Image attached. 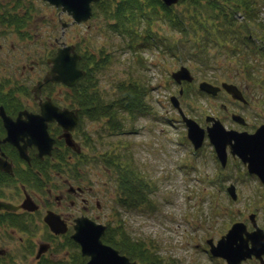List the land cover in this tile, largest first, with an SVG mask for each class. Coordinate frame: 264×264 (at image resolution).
<instances>
[{
  "label": "rangeland",
  "instance_id": "rangeland-1",
  "mask_svg": "<svg viewBox=\"0 0 264 264\" xmlns=\"http://www.w3.org/2000/svg\"><path fill=\"white\" fill-rule=\"evenodd\" d=\"M251 1L254 16L242 25L256 28L252 36L259 42L254 36L264 33V0ZM100 2L114 7L118 0ZM185 6L179 0L171 9L181 15ZM103 11L101 6L93 5V15L87 22L72 24L71 16L46 1L0 0V85L4 93L14 94L13 102L37 109L31 90L49 70L47 58L53 57L62 44L75 47L80 57L94 58L98 68L94 69L88 92H96L102 102L109 104L117 97V85L137 83L144 90V114L132 118L114 103L109 104L117 111L115 117L122 133L111 130L105 117L92 121L83 116L81 130L74 135L83 155L63 161L58 176L60 180L69 178V168L72 174L77 173L81 179L73 181L90 189L81 197L91 203L86 211L82 201H77L73 209L66 204L63 212L87 215L95 223L116 229L118 240L125 236L130 243L142 244L147 254L161 264H226L210 255L206 241L211 239L215 244L237 222H243L251 231V214L264 231V189L239 158L231 157L228 148L223 168L208 137L195 151L170 98L176 97L185 117L203 129L210 125L205 117L214 116L227 130L253 133L264 122V59L247 57L254 65L250 76L244 71L243 61L222 46L232 42L230 38L218 45L211 40L196 41L197 36L190 32L173 29L159 9H146L147 15L142 18L136 15L131 27L126 24L131 30L128 34L113 28L114 21ZM13 14L22 17V29L5 22ZM181 66L189 70L191 82L176 84L173 80L172 73ZM202 81L215 86L222 82L235 84L247 104L233 100L223 90L217 96L198 91ZM181 87L183 93L179 96ZM68 90L61 83L41 89L43 96H51L59 105L70 103ZM232 113L244 118L245 125L232 120ZM108 158L109 166L105 162ZM114 164L132 177L130 187L125 186L128 194L119 185ZM139 183L143 184L140 189L144 201L133 204L129 192ZM229 185L236 190V200L226 190ZM47 196L43 192L41 198ZM18 240L16 236L9 245L12 251L23 250L25 242ZM240 264L259 262L252 257Z\"/></svg>",
  "mask_w": 264,
  "mask_h": 264
},
{
  "label": "water",
  "instance_id": "water-1",
  "mask_svg": "<svg viewBox=\"0 0 264 264\" xmlns=\"http://www.w3.org/2000/svg\"><path fill=\"white\" fill-rule=\"evenodd\" d=\"M42 1L60 8L62 13L71 16L72 24H78L87 22L92 17V5L98 3L99 0ZM161 2L167 7H172L179 0H161ZM62 26L63 28L66 27L64 24ZM80 59L81 57L76 53L75 47L72 45L65 46L64 44L57 49L53 57L47 58V63L50 65L49 70L31 90L34 93V99L40 102L39 114L22 111L18 113L16 120H12L10 116L5 114L4 108L0 106V117L7 136L3 142H9L15 146L21 157L28 159L25 155L26 148L32 145L37 148V156L40 158L43 155L51 154L54 139L50 138L47 132L50 122H55L62 128L65 144L69 147H75L76 143L71 139L70 132L78 125L77 115L66 109L59 110L50 100L41 102L40 95L42 87L48 83H62L69 88L76 85L85 75L84 70L78 67ZM172 78L176 84L188 83L193 80L189 70L184 66L173 72ZM198 90L212 96H217L221 90H224L233 100L246 104L243 93L233 83L222 82L220 86H215L212 83L202 81L199 83ZM182 91L181 88L179 95L182 94ZM170 101L182 118V122L187 129L186 137L192 144L193 149H199L205 136L208 137L215 150L216 158H218L223 168L227 162L228 148L231 157H238L247 168L248 174L259 178L262 189H264V122L253 133H247L246 131L227 130L219 119L214 116H207L205 121L210 126L203 129L192 118L185 117L176 97L172 96ZM23 115L25 119H22ZM231 119L242 126L245 125L244 118L238 114L232 113ZM24 137L26 142L20 146L19 140ZM226 190L231 199L236 200L237 194L234 186L229 185ZM22 207L29 211L36 209L33 201L29 200L24 201L21 207L0 202V208L10 211ZM44 220L54 232L66 231L63 222L55 213L48 212ZM249 221L252 226L251 231H247V226L243 222H237L232 224L226 234L218 239L215 244L211 239H208L206 243L210 246V255L225 260L226 264H240L241 261L252 257L263 264L264 231L258 227L254 214L249 216ZM73 229L74 233L71 235V239L79 245L82 256L88 258L86 264H138L135 260L121 254L117 249L103 243L101 237L106 230L104 225L96 224L88 218H77Z\"/></svg>",
  "mask_w": 264,
  "mask_h": 264
},
{
  "label": "flooded vegetation",
  "instance_id": "flooded-vegetation-1",
  "mask_svg": "<svg viewBox=\"0 0 264 264\" xmlns=\"http://www.w3.org/2000/svg\"><path fill=\"white\" fill-rule=\"evenodd\" d=\"M49 84L54 83H48L44 87ZM67 92L71 99L68 105H59L58 100L46 94L43 96L42 92L40 100L41 102L50 100L59 110L66 109L77 115L78 125L70 132L71 139L76 143L75 147H69L65 144L62 128L57 123L50 122L47 132L50 138L54 139L51 154L43 155L40 158L37 156V148L32 145L26 148L25 155L28 159H25L19 155L15 146L9 142H3L7 136L0 117V202L21 207L24 201L29 200L33 201L36 206V209L32 211L23 207L11 211L0 208V264H86L88 262V258L82 256L79 245L71 239V235L74 233L73 227L77 218H88L93 222L94 220L83 214L71 216L67 212L64 213L63 209L66 204L73 209L77 201H82L84 211H86L91 202L81 196L90 189L86 190V187L78 185L76 181H80L81 178L75 172L72 174L70 168L66 170V176L69 178L60 180L58 176L63 171V164L72 159L73 155L78 158L83 155L81 154L80 145L74 140V135L75 131L81 130L84 115H81L82 111L77 106V102L73 100L75 97L72 95V90L70 89ZM35 101L37 102V109L22 106L8 110L2 105L0 106L4 108L5 114L10 116L12 120H16L18 113L22 111L39 114L40 102ZM22 119H25L24 115ZM25 142L26 138L24 137L19 140V145L22 146ZM59 145L61 146V153L54 154V149H59ZM58 155L59 158L64 157L65 162H61ZM76 178L77 180L73 181ZM74 182L76 184L73 185ZM139 189L140 186L136 185L138 192ZM43 192L47 193L46 198H41ZM129 201L136 202L137 200L131 199ZM95 207L100 208L97 201ZM48 212L58 215L66 228L65 232L57 233L51 230L44 220ZM96 224L100 223L97 222ZM105 228L106 233L110 227L105 226ZM110 229L114 230L113 228ZM16 236H18V241L21 244L25 242L22 251L20 249L12 251L9 248ZM71 248L78 250L80 253L76 254ZM24 260H26V263H24Z\"/></svg>",
  "mask_w": 264,
  "mask_h": 264
},
{
  "label": "trees",
  "instance_id": "trees-1",
  "mask_svg": "<svg viewBox=\"0 0 264 264\" xmlns=\"http://www.w3.org/2000/svg\"><path fill=\"white\" fill-rule=\"evenodd\" d=\"M102 1V0H101ZM181 3H185V11L179 15L171 9V7H166L162 4L161 0H118V3L114 7H107L104 2L94 4L96 7L101 6L104 9L103 13L111 18L114 24H111L113 28L122 29L126 33L130 34V28H126V24H132L136 15L141 18L146 16V9L151 10H161L165 21L174 29L182 31L184 34L190 32L189 34L197 36L196 41H212L217 45L223 40L225 43L227 39H232L229 44H222L224 48L230 49L232 54L236 55L239 60L243 61L244 71L246 73H253L254 65L247 57H258L264 59V33L254 36L259 39V42L255 41L252 34L256 28L253 30L249 28L250 26H243V23H249L252 21L254 16L253 6L251 0H180ZM157 13V12H156ZM238 16H242V20H239ZM22 17L18 15H8L5 22L9 25H15L17 30L22 29ZM240 24V26H237ZM110 25V26H111ZM132 25H130L131 27ZM241 32L239 33V31ZM246 31V32H243ZM146 33L150 34L147 30ZM239 33V34H238ZM147 38H145L146 40ZM205 47V46H202ZM246 61H244V60ZM79 68L85 71V76L80 82L75 86L69 88L72 90V95L74 102H77V106L82 111L83 114L89 120H97L105 117L108 121L110 129L115 131H120L122 127L119 125V121L116 120V113L112 106L113 104L120 108L122 111H127L133 118L136 115H142L146 112L147 108L144 104V90L137 85V83L131 84H119L117 97L109 104L102 102L99 95L96 92L89 93V85L91 79H93L94 69L96 70L97 63L94 58L87 57L86 55L81 56L79 62ZM84 80H88L85 84ZM258 80V79H257ZM92 84V83H91ZM264 84V77L262 79L261 85ZM93 85V84H92ZM92 85H90L92 87ZM14 94L11 92L4 93V87L0 85V105L5 109H17V107H22V104L18 102H13ZM114 133V132H113ZM59 149H54L55 153H61ZM59 158V155H58ZM59 160L64 161L65 158L61 157ZM110 164V159L105 160ZM117 165V166H116ZM114 164L116 173L119 174L120 182L124 192H127V188L130 187V182L132 177L129 173H125L126 170L120 167L118 164ZM129 172L135 177L132 170ZM143 184L139 183L141 187ZM128 194V192H127ZM132 195V199L142 201L144 198L136 190V185L129 192ZM131 200V199H130ZM125 202V201H123ZM102 241L108 246H112L119 252L126 255L129 259L136 260L140 264H161V262L155 256L147 254L142 248V244L137 242H129L128 238L122 236L120 240L117 239V230H112L108 228L107 232L101 237Z\"/></svg>",
  "mask_w": 264,
  "mask_h": 264
}]
</instances>
